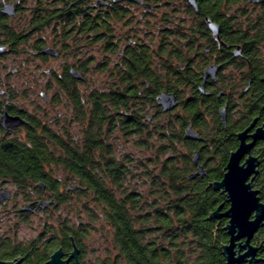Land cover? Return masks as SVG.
Segmentation results:
<instances>
[{
    "label": "flooded vegetation",
    "instance_id": "obj_1",
    "mask_svg": "<svg viewBox=\"0 0 264 264\" xmlns=\"http://www.w3.org/2000/svg\"><path fill=\"white\" fill-rule=\"evenodd\" d=\"M261 1L242 3L254 8ZM210 3L215 10L214 1ZM191 7L187 0H0V264H48L57 249L62 259L73 250L72 240L68 238L67 243L59 230L67 218L60 213H70L82 187L65 164L52 157L31 156L28 149L38 145L39 137L44 145H58L57 140L68 144L69 125L76 115L70 91H85L82 67L87 62L112 68L114 82H119L121 70L130 71L126 119L117 115L106 120L105 127L109 122L114 126L101 142L151 145L147 137L151 130L158 124L165 133L166 113L182 109L181 101L190 95L185 90L181 94L161 90L152 108L148 91L135 93V85L149 86L145 77L133 72L135 53L146 51L144 62L137 58L140 67L147 70L173 64L181 70L179 77L185 86L197 87L198 101L205 97L213 103L209 110L199 106L201 114L183 128L184 137L188 127L197 134L196 139L185 138L198 145L193 153L198 152V163L206 173L209 166L200 157L202 146L235 145L226 155L222 178L243 131L244 143L253 145L249 154L259 162L258 173L261 160L256 149L264 142V51L254 58L258 47L248 46L244 30L234 28L230 18L237 14L230 5L220 8L213 18L205 16L218 26L219 41L208 28L207 39L201 42L193 31L178 35L173 29L176 24L186 28L198 20V6L197 10L192 7V13ZM87 20L94 23L89 26ZM86 52H94L93 57L82 58ZM55 60V65L49 64ZM38 70L43 79L38 78ZM162 91L176 97L177 105L170 111H163L157 103ZM140 98L142 111H136ZM201 126L211 135L209 139L202 135ZM210 157L209 164L220 159L217 154ZM76 248L78 263L84 264L82 248ZM68 264H75V259L70 258Z\"/></svg>",
    "mask_w": 264,
    "mask_h": 264
},
{
    "label": "trees",
    "instance_id": "obj_2",
    "mask_svg": "<svg viewBox=\"0 0 264 264\" xmlns=\"http://www.w3.org/2000/svg\"><path fill=\"white\" fill-rule=\"evenodd\" d=\"M213 1L217 7L215 10H212L210 0H197L198 20L186 28L176 24L175 32L183 36L193 31L198 34V41L206 40L207 27L203 18H213L220 8L230 5L232 13L237 14L230 18V22L235 23L237 30H244L243 40L248 46L258 47L254 58L260 56V51H264V1L254 8L242 3L246 0ZM87 22L89 26L94 23ZM169 30L168 34H171ZM147 56L146 51L135 53L133 72L145 77L149 83L148 87L143 83L135 85V93L148 91L146 95L152 108L156 106L154 96L161 90L176 94L185 90L190 95L181 101L182 109L166 113L165 133L157 124L156 130L147 133L151 145H135L150 150L146 160L136 159L127 151L118 155L116 146L101 142V137L109 136L114 126L109 122L105 127L106 120L117 115L126 119L130 92L129 70H121L119 82H114L113 69L101 65H94L106 79L99 87L85 89L82 93L70 91V98L76 104L73 122L80 126L79 137L70 135L68 144L57 140L58 145H44L39 137L36 140L38 145H32L28 154L52 157L56 163L65 164L82 187L79 202L75 203L78 211L73 222L64 219L59 230L67 243L70 238L74 245L82 248L83 258L87 253L84 241L94 230L106 244L104 256L97 258L94 264H224L222 245L228 240L223 228L226 218L212 219L210 213L219 205L221 211H225L228 202L225 194L215 190L211 183L221 178L226 155L235 145H203L200 157L207 162L209 169L203 177H188L194 168L193 149L198 145L184 137L183 128L188 120H195L201 114L199 106L205 105L209 110L212 101L205 97L198 101L197 87L185 86L179 77L181 70L173 64L147 70L140 67L137 58L144 62ZM87 66L82 67V81ZM142 106L140 98L136 111H142ZM200 128L204 131L202 135L209 139L211 135L206 127ZM126 130L127 127L123 129ZM154 138L158 145H154ZM160 142L163 145H159ZM213 154L220 159L209 164ZM256 154L261 164L252 184L264 200V142L257 147ZM251 243L258 247L256 257L260 260L242 264H264V222ZM83 262L86 264L85 259Z\"/></svg>",
    "mask_w": 264,
    "mask_h": 264
},
{
    "label": "water",
    "instance_id": "obj_3",
    "mask_svg": "<svg viewBox=\"0 0 264 264\" xmlns=\"http://www.w3.org/2000/svg\"><path fill=\"white\" fill-rule=\"evenodd\" d=\"M187 2L197 10L196 0H187ZM207 28L212 32L214 38L218 39V26L212 22L209 17L204 18ZM72 75L80 78V75L71 71ZM209 74L208 68L204 71L203 78ZM157 103L163 111H170L177 105L176 97L173 93L162 91L157 96ZM185 137L196 139L197 134L191 129L185 130ZM240 144L229 155L225 165V171L220 180L211 183L215 190H220L225 194L228 208L221 211V205L216 207L211 213L210 218L225 217L224 230L228 235L227 242L222 245V254L224 255V264H242L260 260L256 257L258 247L251 243L254 234L264 222V202L259 197V190L252 186V180L257 173L259 164L257 158L249 154L252 143L245 144V131L238 134ZM254 140L257 135L252 136ZM245 154H248L242 163L240 161ZM192 162L196 166V171L188 177H203L206 174L203 166L198 163V152L195 151L192 156ZM77 248L73 243V250L66 259H62L61 249H57L47 261L48 264H68L70 258L77 260ZM264 260V258H262Z\"/></svg>",
    "mask_w": 264,
    "mask_h": 264
},
{
    "label": "rangeland",
    "instance_id": "obj_4",
    "mask_svg": "<svg viewBox=\"0 0 264 264\" xmlns=\"http://www.w3.org/2000/svg\"><path fill=\"white\" fill-rule=\"evenodd\" d=\"M171 7V6H170ZM167 9H169L167 7ZM171 9V8H170ZM94 52H86L82 53V58H86L89 56H93ZM56 60L49 62V64L55 65ZM45 66V65H44ZM85 74L83 75L85 77V81L83 82V87L85 89H90L91 87H99L98 85L101 84L103 79L105 78V75L100 72L97 68L94 67V64H89L87 68V72H84ZM44 75H42L41 71L38 70V78L43 79ZM79 131H80V126L76 121H72L69 125V133L72 135L71 137H79ZM155 144H157V141H155ZM158 145V144H157ZM117 147L116 154L120 155L121 152H129L134 158L136 159H145L150 156V150H143L140 149L139 147H135V145H114ZM262 200V199H261ZM264 202V200H262ZM78 211L76 208V204L74 203L71 206V211L70 213L66 212H61L60 216L61 217H67L70 221L73 222V219L75 218V213ZM82 217V216H81ZM97 225V224H96ZM85 245H86V250L87 253L84 257L86 260V264H94L96 259H101L104 256V247L105 243L103 242V239L99 236L98 231L91 230L90 233V238L85 240Z\"/></svg>",
    "mask_w": 264,
    "mask_h": 264
}]
</instances>
